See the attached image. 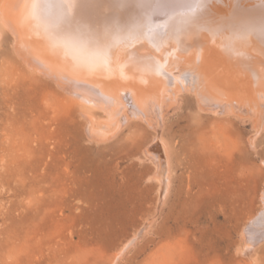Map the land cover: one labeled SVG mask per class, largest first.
<instances>
[{"label": "rangeland", "instance_id": "1", "mask_svg": "<svg viewBox=\"0 0 264 264\" xmlns=\"http://www.w3.org/2000/svg\"><path fill=\"white\" fill-rule=\"evenodd\" d=\"M34 1L40 8L32 14L64 11L55 8L58 0ZM124 20L116 34L121 41L113 43L126 50L133 27ZM1 30L0 70L7 71L0 73V264H264V241L252 243L251 229H245L248 217L264 210V128L252 148L250 117L211 115L184 91L156 132L148 126L150 113L128 93L112 103L74 82L62 91L49 77L50 66L31 56L24 61L13 36L4 25ZM171 68L168 61L160 67L169 89L175 82ZM183 73L186 82L195 76L190 67ZM77 90L79 97L70 98ZM87 100L100 101V109ZM86 112L99 117L93 128L85 126ZM157 135L172 151L173 172L162 200L151 162L155 151L148 149ZM206 147L229 155L231 165L191 159ZM254 225L253 233L264 227Z\"/></svg>", "mask_w": 264, "mask_h": 264}, {"label": "bare ground", "instance_id": "2", "mask_svg": "<svg viewBox=\"0 0 264 264\" xmlns=\"http://www.w3.org/2000/svg\"><path fill=\"white\" fill-rule=\"evenodd\" d=\"M58 2L55 8L64 11L45 16L42 13L30 12L32 9L40 8L34 4V0H3V5L0 6L2 7L0 25L2 27L4 25L13 36L14 49L19 51L23 60H28L31 56L50 66L52 73L44 74L49 75L59 89L62 90L66 84L74 82L79 89L86 91L87 95L97 94L109 102L119 98L123 92L128 93L135 103L150 113L151 123L148 122V126L154 128L156 132L158 120L162 119L167 109L178 101L177 94L190 92L194 94L199 107L211 115L250 117L254 123L255 133L250 137L249 146L254 147L257 134L264 128V0H58ZM131 7L135 11L139 10L138 13L144 16L136 24L134 19H131L133 17L138 19L141 15L133 14V10H131L133 17H130L131 12L128 11L130 16L127 15L125 18L128 20H124L126 9ZM122 20L133 27L130 34L132 43L130 41L131 45L126 50L113 43L115 39L121 41L116 34L119 33L118 26ZM124 29L122 31H125ZM163 42L165 46L161 45ZM176 60L178 64L174 63ZM167 61L172 62L171 72L175 79L170 89L160 78L162 73L160 67ZM185 67H190L195 74L187 82L185 79L180 80L181 74H186L183 73ZM2 71H7V68ZM2 71L0 70V73ZM40 71L43 72L42 69ZM71 92H68V96ZM77 94L78 90L76 95H70V98H78ZM84 94H80L82 95L80 97L86 100ZM73 98L70 100L73 101ZM171 98L174 103L168 101ZM117 100L119 102L121 99ZM87 101L90 105V100ZM92 101L95 102L93 99ZM93 102L92 107L95 104ZM99 102L95 104V108L96 106L98 108ZM84 103L86 104V101ZM97 108L96 110L100 109ZM86 113L82 114L87 122L86 127L99 120V117L96 119L91 113ZM127 113L130 116V112ZM105 114L110 115V112ZM136 116L133 117L134 120ZM140 116L142 115L139 114ZM128 118L129 121L132 117ZM113 123L110 129L115 127ZM122 125L119 127L120 130L127 124ZM90 127L93 128L92 125ZM107 127L109 126L105 128ZM100 131L96 130L97 133ZM151 148L153 152L155 151L154 157H150L151 162L153 161L157 167L159 176L158 200H162L166 198L165 191L169 190L166 189L168 175L173 172L172 151L169 144L159 135L150 143L148 147L150 152ZM205 150L200 155L192 153L191 159L201 158L217 165L226 160L231 165L229 155H222L211 147H206ZM248 171L246 179L250 186L253 172L251 169ZM170 184L171 182L168 186ZM248 218L250 221L245 229H251L248 234L252 243L264 241L262 226L264 210ZM254 224L262 226L255 233L253 232L258 226ZM243 237L247 239L245 234ZM247 240L245 248L251 249L249 243L251 241Z\"/></svg>", "mask_w": 264, "mask_h": 264}]
</instances>
